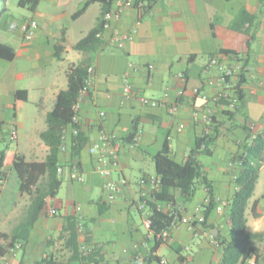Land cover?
Instances as JSON below:
<instances>
[{"label": "crops", "instance_id": "0c3cea01", "mask_svg": "<svg viewBox=\"0 0 264 264\" xmlns=\"http://www.w3.org/2000/svg\"><path fill=\"white\" fill-rule=\"evenodd\" d=\"M147 1L149 7L145 9H124L112 22L111 29L104 30L96 52L78 51L75 45L98 24L101 2L93 3L75 20L71 14L73 21L82 24L80 29H72V24L59 29L55 23L63 15H44L36 8L35 19L46 22L37 20L39 28L31 41L25 40L20 30L23 21H14L7 14L1 16L0 29H15L19 39L0 38L1 43L14 50L12 60L0 57V152L8 149L23 155L26 161H44L49 146L40 134L48 127L47 114L54 108L57 96L68 87L70 65L91 60L95 70L90 89L80 101L79 125L87 142L74 156L73 137L65 141L67 149L60 153L63 173L58 195L48 200L31 230L20 231L16 242H12L11 236L25 219L31 196L20 190L19 183L12 206L0 207V233L9 235L0 237V264H39L50 255L62 264H86L71 259L66 239L61 236L68 216L78 220L81 249L83 246L101 249L104 259L99 264H146L155 232L145 226V213L139 207L142 197L157 204L163 212L178 208L181 215L170 231H164L167 236L160 237L154 255L166 260V264L221 262L216 236L228 237L229 217L227 206L223 211L217 207L223 201L229 203L237 190L234 177L241 170L246 144L264 131V0ZM243 8L257 17L259 25L251 52L244 54L247 80L243 105L230 117L224 112L227 108L213 100L221 87L208 84L209 79L218 75L217 68L210 63L214 57L226 66L238 62L222 50H243L245 35L229 28ZM92 16L94 23L89 24ZM64 30L63 57L57 59L55 44ZM115 30L132 33L134 38L119 48L111 39ZM127 75L133 90L130 94L125 92ZM25 81L26 85H22ZM195 88L201 94H195ZM22 89L27 93L20 92ZM202 94L208 99H203ZM141 96L151 102L143 103ZM27 103L40 107V113L22 112ZM22 117L33 123L32 134L22 141L17 138L16 152L9 146L2 148L11 140L13 126L18 133L25 127ZM213 129L217 131V139L212 154L199 157L216 203L205 224L194 222L204 216L208 204L205 183L199 181L195 196L187 201L180 190L172 189L175 202L169 203L155 200L150 177L156 176L154 156L166 145L172 158L183 162L197 138ZM101 130L112 135L119 148V166L110 175L97 168L96 155L90 152V147L99 141ZM134 130L135 138L127 139ZM262 160L247 218L249 232L264 234V154ZM11 171V165L0 170V204ZM122 178L127 184L110 201L106 183ZM143 179L147 181L145 184L141 182ZM101 205L105 208L103 212ZM256 247L257 253L251 254L246 264L253 261L264 264V237Z\"/></svg>", "mask_w": 264, "mask_h": 264}, {"label": "trees", "instance_id": "16d2710c", "mask_svg": "<svg viewBox=\"0 0 264 264\" xmlns=\"http://www.w3.org/2000/svg\"><path fill=\"white\" fill-rule=\"evenodd\" d=\"M95 2L102 3L101 18L98 24L75 45V49L78 51L96 52L99 49L102 43L101 34L104 32V16L115 7L114 0H85L81 7L73 13L72 18L74 20L79 18ZM0 3L6 9V0H0ZM38 3L39 0H19L21 6L30 5L32 10L37 8ZM258 25L257 17L248 12L246 8H243L236 19L229 25L231 30L245 35L243 50L229 48L222 50L223 54L229 55L231 58H235L237 61L243 63L241 73L238 76L239 79L236 81L238 100L240 101L239 108L230 109L228 107L229 103L225 98L219 101V103L227 108L224 112L230 117L243 105L245 97L244 84L247 80V60L244 54L251 52L252 42L256 38L255 31ZM65 41L66 33L64 30L55 44V56L57 59H62L63 57ZM0 57L12 60L14 58L13 48L0 42ZM91 63V60H85L70 65L68 69V87L57 96L54 108L47 114L46 120L48 127L40 134L41 139L49 146V153L44 161H26L23 155L13 154L8 149L0 152V170L5 166L11 165L19 177L20 190L31 196V202L28 206L25 219L12 233V242L20 239L19 233L21 230H31L38 220L40 212L48 203V200L56 197L61 189L62 179L58 175V168L61 167L60 146L63 143L65 129L69 127L79 128V133L73 137L71 145L74 156L79 154L87 142V137L81 132L79 123L74 122L73 118L76 114L74 107L87 84V80L90 78L88 69L91 67ZM20 92L27 93V90L22 89ZM136 135L137 132L134 130L127 139L132 140ZM216 139V129L203 133L197 138L195 146L183 162H178L172 158L168 145L165 146L163 151L157 153L154 156V163L156 177L160 180L154 187L153 195L155 200L174 203L175 196L170 192L172 189L180 190L185 201L191 200L197 191L198 182L202 181L205 183L209 193L208 204L204 211V223L205 221L207 222L208 216L216 203L212 192L213 190L199 157L201 155L212 154ZM263 154L264 131L256 134L246 144L241 170L234 177L237 190L227 205L229 234L228 237L223 238L220 235L216 236L222 252V260L219 264H246V259L258 251L256 243L264 237L263 233L248 231L247 218V209L259 179ZM145 200L151 211V230L155 232L154 245L150 249L145 261L146 264H152L153 262L159 263L161 261L160 257L154 255L161 240L160 237L158 238V234H162L164 231H170L181 220V215L178 213V208H175L171 212H163L157 204L149 201L146 197H142V201ZM104 209L101 205L100 212H103ZM255 211L256 205L254 203L252 206L253 214H255ZM78 226L77 218L75 216H68L66 217L61 233V236L66 239V247L71 252V259L79 260L86 264H99L104 259L101 249L96 247L84 253L79 243ZM1 236L8 237L9 235L0 233ZM1 253L2 250L0 249ZM39 264L62 263L54 260L50 255L44 258Z\"/></svg>", "mask_w": 264, "mask_h": 264}, {"label": "built area", "instance_id": "2783aa9c", "mask_svg": "<svg viewBox=\"0 0 264 264\" xmlns=\"http://www.w3.org/2000/svg\"><path fill=\"white\" fill-rule=\"evenodd\" d=\"M115 7L106 15L104 16V30H109L112 27V22L116 19H118L121 16V13L124 9L130 8V7H137L139 9H145L149 7V1L147 0H115ZM39 28L38 21L35 18L27 19L23 21L20 24V30L23 34V37L27 41H31L35 38L37 30ZM102 37V34H101ZM134 34L128 33V32H121L119 30H115L112 35V41L113 43L118 46L119 48H123L126 45V42L133 40ZM210 65L217 68L218 75L216 78H212L208 80L209 85H219L221 87V91L213 97V100L215 102L221 101L222 99H226L228 101V107L230 109H237L239 108L240 101L238 100V90H237V80L239 79L238 76L241 73L243 63L238 61L234 63L231 66H226L222 64L217 57H214L211 60ZM149 68H153L152 65L149 66ZM94 67H89V75L90 78L87 80V84L85 88L83 89L81 96L79 98V101L74 107L75 110V116L73 118V121L76 123H79V111H80V101L82 100V94L87 92L90 89V86L92 84V77L94 75ZM181 78H184V75L180 74ZM126 86H125V92L127 94H130L132 90V84L129 79V75L126 76ZM195 94H201V91L199 88H195L193 90ZM203 99H208L207 95L202 94ZM140 100L143 103L149 104L151 102V99L141 96ZM153 103H155L153 101ZM221 104V103H220ZM104 115V113H102ZM79 128L76 127H69L65 129L64 135H63V143L60 146L61 151H64L67 149V146L65 144V141L68 139V137H74L78 135ZM18 138V131L15 126L12 127L11 133H10V139L15 141ZM90 152L94 155H96V163L97 168L105 175H110L112 170L115 167L119 166V148L115 145L113 141L112 135H110L106 130L100 131V139L98 142L93 144L90 147ZM76 172H78V167H73ZM63 173V168H58V175L61 176ZM78 178L81 179L82 177L78 175ZM159 178L154 176L150 177V182L152 183L153 187H155L159 183ZM142 184H145L147 181L146 179H143ZM127 184V180L125 178H122L120 181H108L105 185L106 189L109 192L108 199L110 201H113L117 198V196L122 192V188L124 185ZM229 203L227 201H223L219 204L217 207L218 211H223L224 206H227ZM140 209L143 210L145 213V226L147 229L151 230V211L149 207L147 206V202L142 201L139 205ZM194 222L202 223L204 222V216L198 217L194 219ZM166 237L167 232H163L161 235H158V237ZM88 250H90L88 247L83 246L82 251L84 253H87ZM159 264H166V260L161 259L159 261ZM250 264H256L255 261L251 262Z\"/></svg>", "mask_w": 264, "mask_h": 264}, {"label": "rangeland", "instance_id": "374dc122", "mask_svg": "<svg viewBox=\"0 0 264 264\" xmlns=\"http://www.w3.org/2000/svg\"><path fill=\"white\" fill-rule=\"evenodd\" d=\"M82 0H39L38 6L36 11L39 13H42L44 15H53V14H60L63 15L64 17L57 21L55 23V26L59 29L65 27L67 24H72V29H80L82 28V24L79 22H75L71 19V14L77 11L79 7H81L80 3ZM5 7H2L0 3V19L3 14H7L9 17H11L14 21L21 22L25 21L27 19H32L36 18L35 17V10H32L30 8V5L27 6H21L19 4V0H6V9ZM94 14V12H91ZM38 21L46 22V20L42 18H37ZM95 17L92 16V19L89 24L94 23ZM79 31V30H78ZM1 36H8L11 37L12 39H19L17 36L15 29L12 30H1L0 29V38ZM22 85H26V81L22 82ZM37 112L40 113V107H37L34 105V103H27L24 106V110L22 112ZM21 120L26 122L25 127L21 130H19L18 141H22L23 138L27 137V134L30 135L32 134V126L33 123L29 118L22 117ZM22 136V137H21ZM24 136V137H23ZM5 146H9V148L16 152L17 150V140L13 141L10 140L8 143H5L2 148ZM262 177L264 178V172ZM19 177L16 173V171L12 168V171L9 174V180L7 184V190L4 194V199L2 203L0 204L1 208H10L14 202L15 197L19 193Z\"/></svg>", "mask_w": 264, "mask_h": 264}]
</instances>
